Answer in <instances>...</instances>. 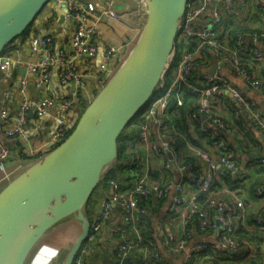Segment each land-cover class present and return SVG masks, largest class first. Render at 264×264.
Here are the masks:
<instances>
[{"label":"built area","instance_id":"2783aa9c","mask_svg":"<svg viewBox=\"0 0 264 264\" xmlns=\"http://www.w3.org/2000/svg\"><path fill=\"white\" fill-rule=\"evenodd\" d=\"M54 2L65 6L64 20L71 26L68 40L54 47L50 37H31L28 45L37 56L33 61L20 62L7 54L0 56V82L7 85L4 99L14 86L19 99L14 115H9L4 107L0 109L3 139L0 140V174L5 184L22 168L17 160L6 171L13 149L4 140L24 136L29 114L42 118L52 112L55 131L37 148L27 145L23 153L30 162L61 143L78 120L80 104H88L113 76L125 59V48L131 49L136 43L146 18L145 9L131 40L114 46L103 40L99 30L105 17L118 19L111 8L92 10L79 0ZM248 19L254 21L248 25L250 31L235 34L231 45L221 40L228 37L229 23L242 27ZM192 41L196 46L189 50L186 44ZM93 61L98 62L90 73L82 68ZM247 63L264 69V0H188L179 21L169 67L158 91L132 121V125L138 126L136 133L125 142L130 161L128 182L122 186L120 181H107L106 197L90 220L87 239L72 264H84L113 209L121 217L113 234L117 238L118 264L142 246L147 248L145 264H170L166 261L170 256L179 258L180 264H205V254L217 250L222 259L237 260L239 264H264V246L238 234V230L248 229L249 218L258 235L264 234V187L254 188L260 204L255 208L247 205L241 196L245 181L239 175L235 152L213 131L204 129V124H208L236 140L243 139L225 115L228 110H234L229 109L232 104L237 109L235 118L243 117L264 142V110L246 98L232 81L239 80L249 92L264 95V78L249 69ZM15 64L24 68L18 79L13 71ZM213 64L216 70L209 74ZM54 67L58 68L57 81L68 88L66 97L55 99L46 93ZM90 79L94 82L93 89L89 87ZM184 88H193L200 95L197 111L190 113L188 120L191 126L198 124L205 137L199 140L195 134L199 146L187 140L181 149L169 135L173 129L172 125L168 127L166 119L181 115ZM31 89L40 96L30 97ZM257 163L264 167V158H259ZM227 184H235L236 191ZM156 202H163L160 215L152 223L160 237V251L141 235ZM194 239L200 242L191 245Z\"/></svg>","mask_w":264,"mask_h":264},{"label":"water","instance_id":"95a60500","mask_svg":"<svg viewBox=\"0 0 264 264\" xmlns=\"http://www.w3.org/2000/svg\"><path fill=\"white\" fill-rule=\"evenodd\" d=\"M50 1L0 0V55ZM187 1L146 0V18L136 43L85 106L70 134L0 189V264H26L46 233L69 217L80 224L63 261L72 264L90 230L84 207L116 160L120 134L145 109L162 81ZM64 8L62 4L60 23ZM215 70L213 64L208 73ZM129 262L125 258L120 264Z\"/></svg>","mask_w":264,"mask_h":264},{"label":"crops","instance_id":"0c3cea01","mask_svg":"<svg viewBox=\"0 0 264 264\" xmlns=\"http://www.w3.org/2000/svg\"><path fill=\"white\" fill-rule=\"evenodd\" d=\"M83 2L89 9L98 10L101 8H111L118 14V19L111 17H105L102 23L99 25L102 38L105 42H108L114 46H122L133 37L136 30L140 27L144 10L146 9V0H79ZM61 5L56 4L54 0H51L43 10L35 18L29 33L27 40L23 43L17 40L11 44L5 53L8 56L23 61H33L37 59V56L33 54L29 48L28 40L31 37H50L53 41L54 47L64 44L68 40L71 26L65 22H59V16L61 14ZM245 25H251L254 23L253 19H248ZM130 47H126L123 53H128ZM3 54V55H4ZM126 56H123V59ZM122 59V60H123ZM98 62V61H97ZM96 61L90 62L82 68L87 70L89 73L96 68ZM24 69L20 64H15L13 67L14 75L18 79L21 74V70ZM259 76L264 78L261 70H256ZM53 77L49 85L46 87V93L52 98L66 97L68 95V88L62 87L57 81L58 68L52 69ZM233 83L245 94V96L258 104L264 110V95L255 94L245 89L243 83L239 80H232ZM94 82L92 79L89 80V87L93 89ZM7 85L0 82V109L5 108L9 115H14L18 111L19 99L17 95L16 86L13 87L11 93L7 99H4V92ZM29 96L38 98L40 94L34 90L29 91ZM232 101V100H231ZM233 102V101H232ZM234 103V102H233ZM52 112H48L42 118H35L29 116L27 128L24 136L17 139H5L4 143L9 145L13 151L9 162L7 163L6 171L13 166V162L19 161L21 168H25L30 164L24 156L23 151H26V146L35 149L40 146L47 137L56 129L55 122L51 119ZM247 124V125H246ZM1 126V121H0ZM211 127L210 125H208ZM238 131L241 133L244 141L240 144L235 138L229 136L227 141L234 147L235 154L237 156L240 174L245 181L249 180L252 171L256 168L259 158H264V142L260 139L257 131L252 128L248 123L237 126ZM0 139L2 137L0 136ZM243 144V146H242ZM241 147V148H239ZM45 151H43L42 155ZM35 160V159H33ZM32 160V161H33ZM28 162L27 164H24ZM6 185L3 183V174H0V189ZM247 189V188H246ZM245 189V190H246ZM242 191L241 196L246 201H251L250 206L256 205L252 201L247 191ZM106 197L105 185L98 191H94L84 208V214L89 215L90 220L93 219L95 214L98 212L102 201ZM255 201L256 198L254 199ZM121 221L120 213L118 210L113 209L109 218L103 224L101 232L94 243L90 255L86 258V264H115L117 238L113 235L114 230ZM248 229H245L243 233L253 234L263 240L262 245L264 246V234L258 235V232L254 229L252 219L249 218ZM154 231V228H152ZM80 233V224L74 218L69 217L59 222L55 227L50 229L42 240L36 245L31 252L26 264H63L64 258L76 240ZM159 243L160 238L156 239ZM200 240L194 239L192 244H196ZM170 264H180L179 258L170 256L168 259Z\"/></svg>","mask_w":264,"mask_h":264},{"label":"trees","instance_id":"16d2710c","mask_svg":"<svg viewBox=\"0 0 264 264\" xmlns=\"http://www.w3.org/2000/svg\"><path fill=\"white\" fill-rule=\"evenodd\" d=\"M31 26H32V24L21 35H19L10 44H8L6 46V49L11 44L15 43L17 40H20L24 43L28 38V33H29ZM227 28H228V32H229L228 37H226L225 39L221 38V40L226 41L227 45H231V39H232L231 37H233L238 32L250 31L249 26L244 25V26L240 27V26L236 25L235 23H229ZM186 46L189 50H192L195 48L196 42L195 41L187 42ZM129 52L130 51H128V53ZM4 53L5 52H3L1 55H3ZM128 53H124L123 56H127ZM248 64L249 63H247L245 65L249 69H253V71H255V68L257 65H253V64L248 65ZM256 70H258V66H257ZM260 70H261L262 74H264V69L262 68ZM95 94H94V96H95ZM32 98H34V97H32ZM182 98H183V107L180 109L181 115L177 118L172 119V117H168L166 119L168 127L170 128L172 125V129H173V130H169V135L174 139V141L176 142L177 146H179V148L182 147L181 149H184L187 140L189 142H191L194 146L198 147L199 142L194 140L195 134L199 137L198 138L199 140H202V138L205 136L203 135V132H202V130L198 124L193 125V126H191L189 124L188 115L192 112L194 113L197 111L196 106H197L198 100L200 98V95L196 91H194L193 88H184ZM55 99H57V98H55ZM86 105L87 104H84V103L80 104L82 111L84 110ZM231 106L232 107L229 109H234V110L233 111L228 110L225 115H227L229 120H232L233 126H235L237 128V126L240 127V126H242V124L245 125V123H247V121L245 119H240V117H237V119H236L235 118V111L237 109L234 107V105L231 104ZM82 111H81V113H82ZM81 113H80V115H81ZM33 116L35 118L39 119L35 115H32L31 117H33ZM133 124L134 125H132V122L130 124H128L126 126V128L123 130V132L120 134V136L117 140V157H116V160L110 166H108L106 168L105 173L103 174V177L101 178V180L99 182V184L103 183L105 185L106 189H107V181L110 179L120 181V184H122V186H125V183L128 182L130 161L128 159L127 154L125 153V142L128 138L133 136V134L136 133V131H137L136 129L138 128V126L135 123H133ZM204 129L207 131H213L217 135L216 136L217 138H221L222 140H224V142L230 147V149L235 152L234 147L232 145H230L227 141V138H229V136L225 135L224 133L218 132L217 130L213 129L212 127H209L208 124H204ZM125 131H126V133H125ZM242 141H244V138L238 140L237 142L240 144ZM242 146H243V144H242ZM239 148H241V147H239ZM129 155L133 156V154H131V153H129ZM29 160H31V159H29ZM14 163L15 162H13V164ZM27 163L28 162H25L24 164H27ZM23 169H21V171ZM20 172H18L16 175H18ZM257 186H263L264 187V167L260 166L259 164H257L256 168L252 171L251 176L249 177V180H247V182L244 186V189H243V192H244V190L247 188L245 191H247L248 194L251 197H253L251 199L253 202L256 203V205H254L252 208H255L257 205L260 204L258 201L254 200L255 198H256V200H258L257 197L254 195V188ZM215 189H217V187H215ZM245 202L247 205H249L251 203V201H247V200ZM162 205H163V202H156L155 205L152 206V208L150 210V214L148 215V218L145 221L144 225L142 226V230H141V235H142L144 241H150L151 243H153L154 247L157 251H160V242L158 243L156 240L158 238V236L155 234V231H153V229H152V228H154L152 223H153V219L158 217V215H160V211H161L160 208L162 207ZM86 217L90 222L89 215H87ZM243 232H244L243 229L238 230V234L242 239L250 240L252 242H255L258 246H262V242H263L262 237H261L262 238L261 239V238L256 237L253 234H248V233H243ZM161 240H162V238H161ZM146 251H147V248L145 246H142V248H140L139 250H135V251L131 252L128 256V258L130 260L129 264H145V262L143 261V257H144V254ZM90 253L87 255V257L90 255ZM212 255H214V256L212 257ZM86 258H85L84 264H86ZM115 260H116L115 264H118L119 260L117 258V255H116ZM166 261L168 262V260H166ZM203 262L205 264H239L237 262V260L222 259L221 254L219 253L218 250L213 252V253L205 254V256L203 258ZM148 264H152V263L149 262Z\"/></svg>","mask_w":264,"mask_h":264},{"label":"rangeland","instance_id":"374dc122","mask_svg":"<svg viewBox=\"0 0 264 264\" xmlns=\"http://www.w3.org/2000/svg\"><path fill=\"white\" fill-rule=\"evenodd\" d=\"M249 27H251V26H249ZM130 51V50H129ZM120 65V64H119ZM258 69L260 70V69H262L261 67H259L258 66ZM117 71V70H116ZM115 71V72H116ZM240 119H244L243 117H240ZM125 133H126V131H125ZM124 133V134H125ZM227 187H229L232 191H236V189H237V186H235V184H227L226 185ZM102 187H104V184L103 183H100L97 187H96V189L94 190V191H98L99 189H101Z\"/></svg>","mask_w":264,"mask_h":264}]
</instances>
